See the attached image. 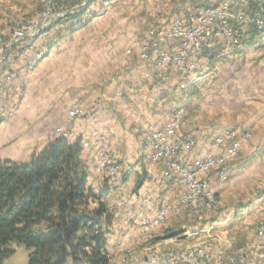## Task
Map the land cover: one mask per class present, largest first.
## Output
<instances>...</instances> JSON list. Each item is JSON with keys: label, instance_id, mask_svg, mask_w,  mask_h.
<instances>
[{"label": "crops", "instance_id": "1", "mask_svg": "<svg viewBox=\"0 0 264 264\" xmlns=\"http://www.w3.org/2000/svg\"><path fill=\"white\" fill-rule=\"evenodd\" d=\"M171 2L91 0L89 9L78 18L81 27L69 32L72 23L64 21L51 41L37 40V55L41 58L32 72L26 64L20 65L21 78L16 91L22 92L16 94L14 107H8L10 102L8 105L6 101L0 102L2 109L12 113L0 122V159L27 161L35 149L41 150L50 143L46 131L66 123L69 110L81 107L85 116L77 128L76 139L83 145L89 144L83 153L89 168V187L101 192L108 178V172L99 167V153L94 148L96 141L104 138V153L121 170L122 178H126L114 195L126 196L139 204L145 196L160 202L178 199L176 188L160 185L163 168L150 163L149 145L144 140L146 132L162 128L178 108L184 107L191 114L185 128L195 134L196 153L201 157L219 153L212 142L226 128H240L250 136L241 154L252 150L251 143L264 145L263 97L257 114V110L251 112L244 107L230 110L226 105H209L220 100L227 103L230 92L243 88L237 81H242L240 74L234 71L238 64L242 67L258 62L264 67L263 36L257 43L230 47L223 60L216 57L205 60L187 76L172 66L157 70L153 64L140 60L139 45L155 17L163 18L168 25L190 9L187 6L184 12L177 1L176 6ZM49 42L54 44L50 49ZM178 46L179 41L169 42L168 49L174 53ZM252 53L256 59L253 63ZM254 79L261 80L258 86H262L264 93V76L254 75ZM4 147L12 151L7 154ZM252 151L251 161L255 159L256 148ZM89 155L94 157L87 161ZM211 178H216L214 172ZM141 180L142 185L137 187ZM255 206L252 204L249 209ZM123 230L126 233L125 228L114 224L108 239L109 250L116 236H123ZM198 237L188 236L187 240L194 242L211 236Z\"/></svg>", "mask_w": 264, "mask_h": 264}, {"label": "built area", "instance_id": "2", "mask_svg": "<svg viewBox=\"0 0 264 264\" xmlns=\"http://www.w3.org/2000/svg\"><path fill=\"white\" fill-rule=\"evenodd\" d=\"M68 1L42 0L41 10L26 23L20 22L9 39L0 36V99L18 82L21 64H26L27 70L31 71L41 58L37 55L36 41H51L55 32L63 27L62 23L75 15L78 6L69 9ZM249 1L221 0L216 7L189 9L186 14L174 17L168 25L163 18L155 17L146 38L139 45L140 60L153 64L157 70L172 66L185 76L195 72L205 60L213 57L223 60L228 56L229 49L221 46L222 41L242 46L244 34L235 24L251 26L257 33L264 34V0H254L256 6L253 12L247 8L236 9ZM174 41H179V46L171 53L168 44ZM84 116L85 110L81 107L69 110L66 123L51 130V141L58 138L70 142L75 140L77 127ZM187 116V110L179 108L162 128L145 134L151 164L163 168L160 185L176 188L179 192L175 202H160L152 196L143 197L139 204L126 196L115 203L109 201L121 186L122 172L104 153L105 139L96 141L94 148L99 153V167L106 170L111 178L107 202L113 224L122 226L127 232L122 246L128 241V236L146 235L170 217L181 216L188 222H201L215 211L217 192L213 188L211 174L215 173V180L219 183L229 180L226 167L238 160L242 142L248 134L240 128H226L212 142V147L219 153L201 157L196 153L198 144L194 133L184 130ZM83 147L85 149L89 144ZM93 157L89 155L86 160L90 161ZM214 224L209 223L211 226L205 230L207 234L212 232ZM184 230L189 236L188 230ZM257 236L261 249H264V222L259 225ZM230 249H219L213 254L208 247H196L183 253L153 256L145 264H264V252H256L249 259V252L244 248L234 253Z\"/></svg>", "mask_w": 264, "mask_h": 264}, {"label": "trees", "instance_id": "3", "mask_svg": "<svg viewBox=\"0 0 264 264\" xmlns=\"http://www.w3.org/2000/svg\"><path fill=\"white\" fill-rule=\"evenodd\" d=\"M84 3L67 2L69 9L78 6L67 20L72 23L69 32L81 27L78 18L89 9L91 0ZM240 31L245 32L242 44L261 40L262 34L251 26ZM53 45L49 42L48 48ZM83 153L80 139L58 138L25 162L0 159V264L15 252L14 243L26 247L28 264H111L110 189L106 181L101 192L89 187Z\"/></svg>", "mask_w": 264, "mask_h": 264}, {"label": "rangeland", "instance_id": "4", "mask_svg": "<svg viewBox=\"0 0 264 264\" xmlns=\"http://www.w3.org/2000/svg\"><path fill=\"white\" fill-rule=\"evenodd\" d=\"M176 1L180 4V8L183 7L184 12H186V8H188L187 6H189L190 9L198 7L209 8L216 7L221 2V0H172L171 4L176 6ZM255 6L256 2L254 0H250L247 4H242L236 9L247 8L250 12H253L255 10ZM41 8L42 0H12L10 2L7 0H0V36L3 39H9L8 37L13 34L20 22L26 23V21L32 19L33 16L41 10ZM235 25H237L239 30L246 27L239 24ZM242 34H244L245 38V32L242 31ZM262 36L264 38V34H262ZM221 46L227 49L230 47H238L229 45L227 41H222ZM253 53L250 55L252 59L251 63L256 60L253 59L255 58L253 57ZM238 67L239 68L235 67L234 71L235 73L240 74V80L242 81L236 80L243 88L239 91L230 92L228 94L229 97L226 99L228 100L227 103L220 100L215 103L210 102L209 105H226L230 110H237L239 107H244L248 111L251 109L252 112L257 110L256 108L263 103L261 100V97L264 99V93H262L263 89L261 85L258 86V84H261V80H255L254 75L264 76V67L261 68L260 65H258V62L253 64L248 63L247 66L242 67L238 64ZM33 70L34 68L29 72H32ZM263 81L264 80H262V84H264ZM17 83L18 82L11 87V90L7 92L6 95L1 96L2 100L0 99V102L6 101V104L10 102L9 105L7 104L10 109L15 105L14 102L16 94H20L22 92L21 89L16 91ZM258 95H260V97ZM12 103L14 105H12ZM1 106L2 104H0V122L1 120L3 121L5 117L8 118L12 114L5 108L2 109ZM184 109L187 110L186 108ZM187 112L188 116L185 121L184 130L188 132L189 130H186L185 127L191 114L188 110ZM257 112L258 110L256 111V114ZM53 129L54 128H49L46 131V138L50 142V132ZM149 132H146L145 134ZM145 134L144 140L146 142ZM248 137L250 138L249 135H246L242 142V146L244 142L249 139ZM254 147L256 148L255 159L251 161L253 155L252 150ZM12 148L14 151L15 147ZM251 148V156H249V151H246L245 153L243 152L240 154L238 160L230 163L226 167L229 172V180L226 183H219L213 178V188L216 190L222 187L220 191L217 190V193H219L217 195V206L213 213L208 215L201 222H188L183 220L181 216L170 217L169 220L163 223L158 229L153 230L146 235L128 236V241L124 243V246H122V243L127 232L125 233L123 230V236H116L118 238L113 241L111 249L109 250L108 248L111 264H145L148 259L153 256H161L169 252L183 253L187 249L196 247H208L213 254H216L219 249L223 250L227 249V247L231 248L230 250H232V253L244 248L249 252V259H252L251 255L256 252H264V249H261L262 245L260 244L257 236L259 225L264 222V145L253 146L251 143L250 149ZM3 151L8 154L12 151V149L4 147ZM35 151L40 150L35 149L34 152ZM110 180L111 178L108 174L106 182L108 183L109 188ZM114 194L111 196L112 203H115L120 199V197L116 198V195ZM261 199H263L261 203L255 202ZM252 204H257V206H255V208L250 207L249 209V206ZM209 223L216 224L214 225L212 232L207 234L205 230L211 226ZM184 229L188 230L189 236L197 234L196 236H199L198 238L206 235L211 237L189 242ZM174 233L178 234L172 235ZM221 238L223 241H221ZM11 247L15 249V252L10 257L5 259V264H28L29 252L26 247L15 243L12 244Z\"/></svg>", "mask_w": 264, "mask_h": 264}]
</instances>
